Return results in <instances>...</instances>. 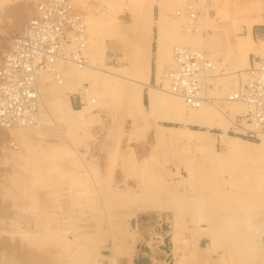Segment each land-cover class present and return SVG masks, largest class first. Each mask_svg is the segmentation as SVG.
Here are the masks:
<instances>
[{
  "label": "rangeland",
  "instance_id": "1",
  "mask_svg": "<svg viewBox=\"0 0 264 264\" xmlns=\"http://www.w3.org/2000/svg\"><path fill=\"white\" fill-rule=\"evenodd\" d=\"M37 2L0 0V60ZM69 2L98 5L87 28L90 67L43 86L36 127L0 129V264H264V146L248 153L226 143L264 137L188 125L199 139L166 121L177 98L165 79L173 48L204 52L226 76L210 82L219 102L201 109L237 123L244 107L225 99L264 57V42L246 39L248 26L264 29V0ZM148 26L168 44L170 63L159 54L162 87L146 99L139 48ZM84 83L88 96H79Z\"/></svg>",
  "mask_w": 264,
  "mask_h": 264
},
{
  "label": "built area",
  "instance_id": "2",
  "mask_svg": "<svg viewBox=\"0 0 264 264\" xmlns=\"http://www.w3.org/2000/svg\"><path fill=\"white\" fill-rule=\"evenodd\" d=\"M73 11L63 0H42L37 5L36 18L28 22L24 33L5 54L4 66L0 69V120L3 125H28L33 121L38 100L34 82L40 72L48 71L61 78L53 69L56 61L63 60L79 68L85 65V28L79 18L83 14ZM68 31L76 37V49L67 46L71 43ZM173 57L177 68L168 73L171 92L189 106L199 107L207 100L206 82L211 80L207 74L212 73L206 72H211L214 66L200 52L174 50ZM258 63V67L250 70L249 83L241 85L228 97L229 101L244 106L237 123L252 128L243 134L246 136H253L255 129L264 133V63Z\"/></svg>",
  "mask_w": 264,
  "mask_h": 264
},
{
  "label": "bare ground",
  "instance_id": "3",
  "mask_svg": "<svg viewBox=\"0 0 264 264\" xmlns=\"http://www.w3.org/2000/svg\"><path fill=\"white\" fill-rule=\"evenodd\" d=\"M63 1H65L66 4L69 7H71V10H74L73 11L74 14H79V12L83 14V15H81V17L79 16V18L82 19V21L80 22V24L83 25V27L85 28V36H86V40H85L86 63H85V65L83 67L79 68V67H75V66L69 65L66 62H64L63 60L56 61L54 63V65H53V69H54V72L56 71L61 76V78L60 77L56 78L51 72H48V71H42V72H40L36 76V79H35V82H34V86H35V88L37 90V94H38V100H37V106H36V114L33 115V121H30L28 125L14 124V125L7 126V125H3L1 123V120H0V129H2V130H13V129L34 128V127H36L38 125V122L40 121L39 120L40 119V115H42V113H41L42 112L41 111L42 110V108H41V106H42V100H41V94L42 93H41V91H42L43 86H45L47 83H49V81L50 82L51 81L54 82L56 85H63L64 84V81L66 80V77H65L66 73L72 72V71H74V72H82L83 70H85V69H87V68L90 67L89 66V62H90L89 61V45H90L89 43H90V36L87 33V28H88V24H89L88 22L90 20V16H93V13L96 11V9H98V5H94L92 3V5L89 4L87 6H84L83 8H79V7H74V5H72L71 2H69V0H63ZM40 2H42V0H38V2L35 4L33 13L31 14L30 17H28V19H26V22L24 24V28L23 29L26 28V26H27V24H28L29 21H31L33 18H36L37 5ZM91 6H93V7H91ZM188 9L191 10L192 8L189 7ZM16 15H17V19H19V20L20 19L23 20L25 18V16H26V14L24 15V11L22 9L19 10V11H17V14ZM75 17L76 16H74L73 18H75ZM189 17H190L189 19L191 21H193L194 14L191 13L189 15ZM247 29H248V34L246 36V39L248 41L252 42V33H251L250 26H248ZM22 33H24V30H22V32L18 36H16V37L13 38V40L11 41L10 45L8 46V48L3 52V55H2L1 60H0V69H2L3 66H4V56H5V54L11 48V46L14 43V41L17 38H19L20 35H22ZM66 34H67V37L71 40V43L69 45H67V46L68 47H71L72 49H76L78 44L76 42L75 35L72 32H70V31H68ZM150 35H151V29L148 26V33L146 34V37H145L146 42L143 44L145 46L139 48V52H140V55H141V67H142L141 68L142 69L141 70V72H142L141 75L143 76L142 77L143 80L145 78H148V74H149L148 56L150 55L149 54ZM125 38H126V36H125ZM174 50H188V51L200 52V51L189 50V49L180 48V47H175L172 50V63H171V68L170 69L168 68V70L166 69L167 71L165 73L166 74L165 75V79H166V84L168 85V89H169L168 92H169V94L172 95V96H174L177 99H175L174 100L175 103H173L175 105L174 112H173L172 115H170V116H168L166 118V121L172 122V123H177L178 125L181 124V125L185 126V128L187 129V131L189 133H192L194 135H196L199 132L194 131V130H190L189 128H187L188 125H197V126H201V128L202 127H206L207 129L208 128H219V129H223V130H225L229 125H232V126H234L235 130L240 131V133H242V134L247 133V131L249 129L252 130L251 127H249L248 125H246L244 123L242 124L243 126H239L237 123L232 122V119L229 116H227L224 113V111H222L221 109L216 108L215 106H214L215 108L211 106L213 108L212 109L213 111L212 110H209L208 111L206 109H201V108H204V107H202L204 104L211 105L213 103L219 102L218 99H214L211 96H209V93H210L209 91L212 90V88H213V84H211L210 82L212 81L215 84V81L216 80L222 78L223 76L224 77L226 76V74H224L225 72H222L221 70H217V65H215V63H213L204 52H200V53L204 54L206 56V58L212 63V65L215 68L211 72H206V73H212V74H207V76H211V78H210L211 80H208V82H206L207 87H206L205 93H204L205 94V97H207V100L204 101L199 107H192V106H189L182 98L177 97L176 95H174L171 92V84H170V80L168 78V73L173 72L177 68V65L175 64L174 57H173ZM135 51H137V50H135ZM241 52H243V51H241ZM247 52H248V50H247ZM247 54L242 55L244 57L241 56L242 58H244V61H245V58L247 57ZM257 59H259V61H262L264 63V57L263 58L260 57V58H257ZM168 62H169V59H168ZM243 64H246V63L244 62ZM256 64H257V66H255ZM258 65H259L258 62L253 61L252 62V65H251V68L248 69V71H247L245 82L243 84H241V79H239V76H238V84L237 85H240L241 84L243 86V85L248 84L249 81H250V70L252 69L253 66L258 67ZM236 73H238L237 75H239L240 70L239 71L237 70ZM74 76H76V75H74ZM65 83H67V82H65ZM142 85H145V84L142 83ZM241 85L240 86H237V88L233 89V92H231V94H233L236 90H238L241 87ZM88 87L89 86H88L87 83H84L82 86H80L79 87L80 88L79 89L80 90V92H79L80 95L79 96H82V95L83 96H88ZM224 89L225 88H223V90ZM73 93H75V88H74V86H71V89L69 91H67V92L65 91L63 93V98H64L63 101L64 102L66 100L69 101V96L71 94H73ZM139 93H140V98H141L142 97V91L140 90ZM228 97H226V99H225L226 101L224 100L225 102H227L229 104H236V105H238L240 107L241 106L244 107L243 105L239 104L238 102L236 103V102H233V101H229L228 100ZM179 100L183 101V103L185 104V106L188 108L187 110L183 109V106H181L182 102H180ZM177 107H179V108H177ZM206 107H207V105H206ZM211 107L209 106V108H211ZM73 113L75 115H77L78 118H81V116L83 115L84 111H83V108H82L81 110H73ZM221 118H224V119H221ZM165 128L170 131V134L171 135L173 134L172 131L176 129V128H172V127H165ZM253 132L256 135L258 134V136L259 135L262 136L261 138L264 137V133L260 132L257 129H255V131H253ZM196 136H198L197 138L200 139L199 135H196ZM263 142H264V140H263ZM226 143H227L228 149L230 148V149H236V150H245L248 153H253L255 151H259L264 146V143L262 144V142H261V144L257 145V144H253V143H250V142H245V141H242V140H239V139H236L235 141H232V142L227 141ZM261 145H263V146H261Z\"/></svg>",
  "mask_w": 264,
  "mask_h": 264
},
{
  "label": "crops",
  "instance_id": "4",
  "mask_svg": "<svg viewBox=\"0 0 264 264\" xmlns=\"http://www.w3.org/2000/svg\"><path fill=\"white\" fill-rule=\"evenodd\" d=\"M252 37H253V39L262 40L264 42V29H260L259 31H253ZM189 40L190 39L187 36V34H185V33L180 34L179 33L178 41L180 43L187 44V43H189ZM145 42H146V40L144 41V43ZM255 42H258V41H255ZM149 47H150L149 48V54L150 55L148 56L149 74H148V78L144 79L145 85H144V90L142 93L146 99H148V97H149V91L150 90L156 91V90H158L157 89L158 87H162V76H163V74H161L160 70L162 69V73H164L165 68H163V67L159 68V65H158V63H159L158 61L160 59L159 54L162 53L163 56L169 57V55H168L169 54L168 44H159L158 33L154 29H152V31H151ZM119 50H122L121 46H119L117 44H113L110 51H111L112 55L113 54L116 55L114 53V51H117L116 53L120 54L121 52ZM167 59H169V58H167Z\"/></svg>",
  "mask_w": 264,
  "mask_h": 264
},
{
  "label": "water",
  "instance_id": "5",
  "mask_svg": "<svg viewBox=\"0 0 264 264\" xmlns=\"http://www.w3.org/2000/svg\"><path fill=\"white\" fill-rule=\"evenodd\" d=\"M140 263H142V262H140ZM135 264H139V263H135ZM146 264V263H145ZM147 264H149L148 262H147Z\"/></svg>",
  "mask_w": 264,
  "mask_h": 264
}]
</instances>
